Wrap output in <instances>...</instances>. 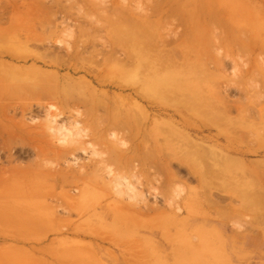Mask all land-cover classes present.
Segmentation results:
<instances>
[{"label":"rangeland","instance_id":"374dc122","mask_svg":"<svg viewBox=\"0 0 264 264\" xmlns=\"http://www.w3.org/2000/svg\"><path fill=\"white\" fill-rule=\"evenodd\" d=\"M0 264H264V0H0Z\"/></svg>","mask_w":264,"mask_h":264}]
</instances>
